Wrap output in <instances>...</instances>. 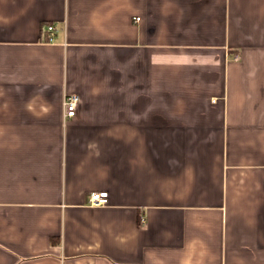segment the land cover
Listing matches in <instances>:
<instances>
[{"label": "crops", "instance_id": "obj_1", "mask_svg": "<svg viewBox=\"0 0 264 264\" xmlns=\"http://www.w3.org/2000/svg\"><path fill=\"white\" fill-rule=\"evenodd\" d=\"M0 264H264V0H0Z\"/></svg>", "mask_w": 264, "mask_h": 264}, {"label": "built area", "instance_id": "obj_2", "mask_svg": "<svg viewBox=\"0 0 264 264\" xmlns=\"http://www.w3.org/2000/svg\"><path fill=\"white\" fill-rule=\"evenodd\" d=\"M135 21L140 22V18L137 17L135 19ZM47 29H48L47 31L49 33L48 42L52 43L53 39H54V31H55L54 27L48 26ZM234 59L238 60L239 57L236 56ZM78 104H79V96L69 95L66 97L64 105H65L67 118H73L76 116ZM108 199H109L108 192H92L89 195L88 203L92 207L102 208V207H105L108 205V202H109Z\"/></svg>", "mask_w": 264, "mask_h": 264}]
</instances>
